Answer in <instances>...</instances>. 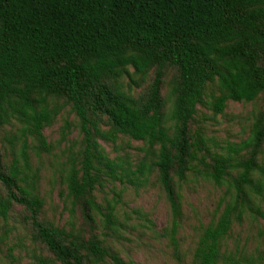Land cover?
I'll list each match as a JSON object with an SVG mask.
<instances>
[{"label":"trees","instance_id":"obj_1","mask_svg":"<svg viewBox=\"0 0 264 264\" xmlns=\"http://www.w3.org/2000/svg\"><path fill=\"white\" fill-rule=\"evenodd\" d=\"M260 99L249 137L209 154L198 107L216 116L229 102ZM66 110L82 140L65 164L71 208L60 226L43 217L31 153L52 152L44 131ZM71 128L66 121L63 140ZM121 137L144 144L135 163L100 144ZM263 154L264 0H0V222L22 208L32 241L49 254L32 264H133L98 234L119 233L122 192L97 201L107 179L113 189L160 186L171 214L163 237L180 261L177 187L195 171L224 193L193 264H235L223 252L234 226L264 221Z\"/></svg>","mask_w":264,"mask_h":264},{"label":"rangeland","instance_id":"obj_2","mask_svg":"<svg viewBox=\"0 0 264 264\" xmlns=\"http://www.w3.org/2000/svg\"><path fill=\"white\" fill-rule=\"evenodd\" d=\"M262 103L261 99L248 104L229 102L224 113L216 116L208 108L199 106L196 123L204 131L207 152L211 155L227 152L229 146H235L247 139L252 114ZM66 121L72 123V128L67 140H63L62 128ZM76 124V117L66 110L44 131L48 142L53 145L52 152L41 157L31 153L32 166L34 170H39L38 188L45 202L43 217L60 226L67 224L68 209L71 208L70 201L64 196L65 164L68 156L80 148L82 140ZM8 130L9 128L4 134ZM4 144L9 145L6 142ZM100 144L111 159L122 156L132 163L142 156L144 147L142 142L126 137H121L116 144L102 140ZM198 173H188L187 179L177 187L183 206V219L178 235L180 261L168 238L163 237L164 229L170 226L171 214L164 192L154 181L143 188L117 181L116 188L113 189L107 179L103 187L96 190L97 201L105 206L106 200L113 198V190L122 192V203L118 209L119 233L108 236L107 231L100 227L98 234H106L112 252L118 253L125 262L193 264V253L201 229L214 217L219 199L224 193V188L214 185ZM145 213L154 223V227L145 221ZM23 216L22 208L16 207L10 213L7 223L0 222V264H32L39 257L49 256L32 241ZM263 231V220L247 216L241 224L234 226L223 252L234 257L235 264H264Z\"/></svg>","mask_w":264,"mask_h":264}]
</instances>
